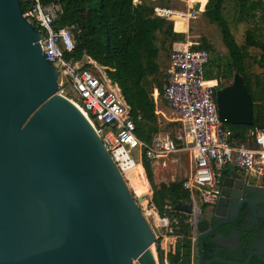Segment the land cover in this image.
Segmentation results:
<instances>
[{
	"label": "water",
	"instance_id": "obj_1",
	"mask_svg": "<svg viewBox=\"0 0 264 264\" xmlns=\"http://www.w3.org/2000/svg\"><path fill=\"white\" fill-rule=\"evenodd\" d=\"M42 40L21 0H0V264H156L144 197L133 195L87 117L57 94L59 71ZM216 101L225 125H254L241 74ZM245 193L238 174L223 179L216 211L199 217V264H211L204 241L229 222L212 226L215 218Z\"/></svg>",
	"mask_w": 264,
	"mask_h": 264
},
{
	"label": "trees",
	"instance_id": "obj_2",
	"mask_svg": "<svg viewBox=\"0 0 264 264\" xmlns=\"http://www.w3.org/2000/svg\"><path fill=\"white\" fill-rule=\"evenodd\" d=\"M40 0L43 5L57 3L62 7L55 29L69 30L75 42V50L65 52V59L79 63L82 69L93 70L94 61L105 68L107 77L121 90L131 115L136 123V134L140 141L150 145L158 135L170 137L179 147L184 146L178 140V122H168L164 117L159 120L157 104L153 98L154 90L159 91L164 100L165 75L161 68V54L170 53L176 43H186L187 35L174 32L171 20L155 16V3L150 0ZM196 2L197 0H193ZM201 2L203 0H200ZM230 0H209L202 14L211 24L217 26L226 45L224 54L211 52V61L207 77L216 79L219 88L233 80L236 73L241 74L254 102V125H226L236 134L233 143L242 144L251 140V132L264 128V0H236V24L248 23L252 27L245 32V41L238 44L226 17L227 3ZM169 2L161 0V5L170 7ZM34 0H21L24 13L33 8ZM160 5V4H159ZM203 5V7L205 6ZM202 7V9H203ZM213 46L207 38L193 43L192 50H207ZM259 50V54L251 53ZM258 65L262 73L253 72ZM95 71V70H93ZM96 72V71H95ZM97 73V72H96ZM98 74V73H97ZM167 134V135H166ZM146 171L153 186V202L161 209V214L171 218L175 225L172 250H163V241L155 243L159 264H196L198 260V242L193 245L191 228L185 216L175 211L180 202H188L189 191L183 188L184 180L162 185L159 189L153 181L151 164L146 160ZM146 188H151L144 170ZM164 206L170 208L164 209ZM210 245L208 241L206 245Z\"/></svg>",
	"mask_w": 264,
	"mask_h": 264
},
{
	"label": "built area",
	"instance_id": "obj_3",
	"mask_svg": "<svg viewBox=\"0 0 264 264\" xmlns=\"http://www.w3.org/2000/svg\"><path fill=\"white\" fill-rule=\"evenodd\" d=\"M150 1L155 3L154 14L157 17L169 20L177 13L187 17L188 21L196 19V12H191L194 9L182 13L156 4L158 0ZM34 2L33 8L24 13V17L43 35L42 50L59 71L57 94L70 100L91 122L135 197L139 196L131 186L129 173L138 165L130 154V150L136 149L140 150L141 158L148 161L181 151L190 152L194 165L183 188L190 193L196 190L200 204L205 206L215 207L218 204L222 192L219 178L228 166L256 181H264V128L252 131V138L246 143H233V131L219 118L216 101L219 82L207 77L212 49L192 50V44L173 48L165 75L164 98L181 125L177 138L185 145L181 148L165 135H158L152 144L147 145L138 139L131 108L119 87L107 77L105 68L90 60L97 74L65 59V52L75 50V42L69 30L55 29L62 7L57 3L43 5L40 0ZM61 74L69 82L78 101L68 95L64 81L60 80ZM191 206V214H180L185 216L191 228L190 238L196 245L197 225L202 210L195 200ZM139 207L152 227L156 241L173 239L175 225L178 224L176 220L173 222L171 218L160 215L148 195L139 203ZM154 214L159 222L154 221Z\"/></svg>",
	"mask_w": 264,
	"mask_h": 264
},
{
	"label": "flooded vegetation",
	"instance_id": "obj_4",
	"mask_svg": "<svg viewBox=\"0 0 264 264\" xmlns=\"http://www.w3.org/2000/svg\"><path fill=\"white\" fill-rule=\"evenodd\" d=\"M246 186L248 193L232 201L225 216L216 217L212 226L229 222L204 241L210 243L204 247V259L211 264H264V182ZM216 208H208L201 218Z\"/></svg>",
	"mask_w": 264,
	"mask_h": 264
},
{
	"label": "rangeland",
	"instance_id": "obj_5",
	"mask_svg": "<svg viewBox=\"0 0 264 264\" xmlns=\"http://www.w3.org/2000/svg\"><path fill=\"white\" fill-rule=\"evenodd\" d=\"M165 1H170L171 7L174 9H178L180 11H187V7L185 4V1H187V0H165ZM207 1L208 0H203L201 2L200 0H197L196 2H194L193 0H190V3L191 4L201 3L202 7H203V5H205L207 3ZM158 3L161 4V0H159ZM227 9H228V11L226 12V17L229 20L232 32H233L238 44L242 45L245 41V32L248 31L252 27V25H250L248 23L236 24V22H235L236 18H237L236 17V12H237L236 11V0H230L227 3ZM201 10H203V9L201 8ZM195 11H197L196 12V19L191 20V22H190V31L187 35L188 37L186 38V43H187V41L196 43V42H200L201 38H207L208 41L211 42V44L214 48V49L212 48V51H216L218 53L224 54L227 50H226L224 43L222 42V35H221L220 29L217 26L211 24L201 13H198V12H200L199 9H195ZM182 13H188V11L182 12ZM175 16H178V17L183 18L185 20H183V19L175 20V19H173ZM172 20L175 21L174 30L176 32H187V30H188V24H187L188 18L187 17L184 18L181 14L176 13L172 17ZM170 53H166V52L162 53L161 57H160L161 58V68H162V72L164 73V75H166V71H167V68H168L169 63H170ZM251 53L257 55L260 52H259V50L251 49ZM253 72L259 74V73H262V70L260 69V67L258 65H255L253 67ZM60 80L62 82L64 81V84H65L67 91H68V95L71 98L78 101L77 95L74 93V91L72 90V88L69 85V82L66 79H64L62 74L60 76ZM229 83H227V85ZM166 116H167L168 120L176 121V117L174 115H172V112H170L169 115H166ZM175 132L178 133L179 128H177ZM130 154L134 158L136 163H140L142 161L139 149L132 150V151L130 150ZM187 157H188V155H187ZM176 159H177L176 156L171 157L168 160L167 169H165L164 171H160L159 174L155 175V181L157 184L160 183V180H161V182H164L165 180L169 181L175 177L185 178L187 176L189 168H187V166L185 164L186 156L184 157L183 162L182 161H178L177 163L173 162ZM137 173H139L137 175H140L143 177L144 168L141 164H138ZM159 177H160V179H159ZM151 196H152V193H151ZM198 207L201 208V210H202L200 217H202L203 214L205 215V212L208 210V208H210L209 206H205V205L200 204V203H198ZM156 211H158V213L160 215L164 216V214H161L160 208L156 207ZM152 252L154 254L156 264H159L155 245L152 248Z\"/></svg>",
	"mask_w": 264,
	"mask_h": 264
},
{
	"label": "crops",
	"instance_id": "obj_6",
	"mask_svg": "<svg viewBox=\"0 0 264 264\" xmlns=\"http://www.w3.org/2000/svg\"><path fill=\"white\" fill-rule=\"evenodd\" d=\"M158 1H159V0H158ZM158 1H157L156 4L159 5L160 3H158ZM164 1H165V0H164ZM165 2H167V1H165ZM208 2H209V0L207 1L206 5L208 4ZM135 3H140V1H139V0H135ZM185 4H186V7H187V11H188V12L191 11L192 9H194V10H193L194 12H197V11H195V9H199L200 12H198V13L203 14V13L205 12V9H206V5L203 7V10H201V8H202V4H201V3H194V4H191V3H190V0L185 1ZM160 5H161V4H160ZM161 6H163V5H161ZM169 6H170V7H166V8L173 9L174 11H177V12H187V11H180V10H178V9H174V8H172V7H171V2H169ZM163 7H165V6H163ZM193 11H191V12H193ZM173 19L177 20V19H183V18H180V17H178V16H175ZM169 20H171V21L173 22V24H174V28H175V21L172 20V18L169 19ZM183 20H185V19H183ZM190 22H191V20L188 21V23H187V24H188V30H187V32H176L175 30H174V32H176V33H183V34L188 35V33H189V31H190ZM187 37H188V36H187ZM191 44H193V42H189V41H187V43H176V44H174L173 48L188 47V46H190ZM224 45H225V44H224ZM191 46H192V45H191ZM225 47H226V45H225ZM190 48H191V47H190ZM213 49H214V48H213ZM172 50H173V49H172ZM169 64H170V63H169ZM168 67H169V66H168ZM167 69H168V68H167ZM105 73H106V72H105ZM106 75H107V74H106ZM153 98H154V100L156 101V104H157V112H156V114H157L159 120L161 119V117H164L168 122H178V123H179L177 117L174 115V113L172 112V110L168 107L167 102H166V105L162 103V101H161V99H160L159 91H158L157 89L154 90ZM164 100H165V99H164ZM165 101H166V100H165ZM170 112H172V115H174V116L176 117V121H174V120L171 121V120H168V119H167V116H166V115H169ZM180 131H181V130H180ZM180 131H179L177 134H179ZM161 135H162V134H161ZM249 141H250V140H249ZM184 145H185V144H184ZM183 147H184V146H183ZM177 155H178V156H177ZM187 155H188V157H187ZM174 156H176L177 159L174 160L173 162H176V163H177L178 161H182V162H183V159H184V157L186 156L185 164H186L187 168H189V171H188L187 176H186L185 178H177V177H175V178H172V179L169 180V181L165 180L164 182H161V180H160V183L157 184L156 181H155V175H156V174H159L160 171H164L165 169H167V167H168V160H169L171 157H174ZM141 160H142V161H141L140 163H138V164H141V165L143 166L144 170H145L146 177H147V180H148V182H149V185H150V188H151V193H152V196H151V194H148V196L150 197L151 201L153 202L154 190H153V186H152V184H151V182H150V180H149V178H148V175H147V171H146L147 168H146V165H145L146 158H141ZM147 161H148V160H147ZM148 162H150V164H151V170H152V174H153V181H154V184L156 185V187H157L158 189H159L162 185L169 186L171 182H175L176 180H184V181L187 180L188 177L190 176L191 172H192V168H193V165H194V163H193V159H192V155H191V153L188 152V151H181V152H179V153H177V154H173V155H170V156H167V157H161V158H159L158 160H155V161H148ZM232 174H238L239 176H241L242 179L245 181V183H249V184H252V183L260 184V183L264 182V181H261V182H260V181H256V180L250 178L248 175L244 174L243 172L237 170V169L234 168L233 166H228L227 168L224 169V171L222 172V174H221V176H220V178H219V180L221 181V186H222L223 179H224L226 176H231ZM159 179H160V177H159ZM248 191H249V190H248ZM189 195H190V199H189V201L186 202V203L191 204L194 200L197 201L198 203H200L199 200H198V192H197L196 190L193 191L192 193L189 192ZM153 203H154V202H153ZM209 207H210V206H209ZM164 208H165V210H166V209H168V208H170V207H169V206H164ZM210 208H213V207H210ZM175 211H176V210H175ZM164 215H165V213H164ZM162 216H163V215H162ZM156 217L158 218V216H156V215L154 214L153 219H154V221L157 222ZM158 219H159V218H158ZM151 221H153L152 218H151ZM170 240H171L170 238H166V239H164V241H163V250L165 251L166 256H167V253H169V251L172 250V242H171ZM166 264H171V261H170V260H167V261H166Z\"/></svg>",
	"mask_w": 264,
	"mask_h": 264
},
{
	"label": "bare ground",
	"instance_id": "obj_7",
	"mask_svg": "<svg viewBox=\"0 0 264 264\" xmlns=\"http://www.w3.org/2000/svg\"><path fill=\"white\" fill-rule=\"evenodd\" d=\"M137 170H138V165H136L135 168L132 169V171L129 173L131 186L134 188L136 195L140 197H146L149 194V192L148 189L146 188V183L144 178L140 175H137L139 174L137 173ZM156 220L159 222V219L157 217Z\"/></svg>",
	"mask_w": 264,
	"mask_h": 264
}]
</instances>
